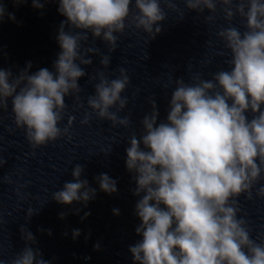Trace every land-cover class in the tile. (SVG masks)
<instances>
[{
  "label": "clouds",
  "instance_id": "1",
  "mask_svg": "<svg viewBox=\"0 0 264 264\" xmlns=\"http://www.w3.org/2000/svg\"><path fill=\"white\" fill-rule=\"evenodd\" d=\"M49 2L32 0L37 9ZM182 2L188 10L201 14L207 10L206 22L213 21L217 6L223 5L224 18L232 21L238 15L246 21V30L241 32L231 24L221 28L217 36L230 50L229 69L214 73L210 80L197 75L191 84L176 79L165 120H159L157 104L150 100L152 111L141 121L142 134L129 137L126 168L136 184L133 195L141 197L135 205L141 221L135 231L142 236L129 251L135 264H264V237H258L259 242L252 239L248 221L238 215V198L244 195L252 200V189L264 173V0ZM162 4L179 12L178 20H183L185 13L175 0H134L137 11L131 23L148 39L161 33L160 22L167 19ZM132 5L133 0H59L58 12L66 20L56 37L61 51L53 64L55 71L40 68L29 74L31 62L18 75L0 68V110L6 111L11 99L14 123L25 131L33 149L62 136L71 139L69 129L75 117L69 116L63 129L58 126L65 115V98L72 96L77 107L82 106L78 80L86 72L81 65L92 64L89 54H100L94 47L97 39L106 43L109 53L115 51L119 38L115 34L124 33ZM5 14L0 3V22ZM8 16L15 20L14 14ZM89 33L93 46L85 47ZM100 64L108 68L110 55H101ZM119 73L111 80L103 71L89 77V82H99L94 85L95 94L87 98L92 112L84 113L82 125L89 124L93 114L113 127L130 125L129 117L117 115L128 103L121 93L130 83L124 68ZM114 106L117 112L110 111ZM248 112L252 113L250 120ZM5 163L0 158V167ZM83 171L76 164L71 171L73 181L65 182L51 199L62 205L82 202L86 207L96 189L81 179ZM95 179L101 191L117 192V182L106 173ZM256 196L264 198V185L256 189ZM37 211L29 208L27 217ZM113 212L119 214L118 209ZM66 215L62 212L60 218ZM89 215L86 212L81 219ZM20 231L26 245L36 243L29 230L22 226ZM72 235L75 239L80 230L74 229ZM94 248L99 250V244ZM11 264L50 262L38 248L26 246Z\"/></svg>",
  "mask_w": 264,
  "mask_h": 264
}]
</instances>
